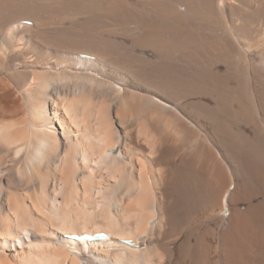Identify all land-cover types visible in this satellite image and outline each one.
<instances>
[{
    "label": "bare ground",
    "instance_id": "6f19581e",
    "mask_svg": "<svg viewBox=\"0 0 264 264\" xmlns=\"http://www.w3.org/2000/svg\"><path fill=\"white\" fill-rule=\"evenodd\" d=\"M256 179L264 0H0V264H229Z\"/></svg>",
    "mask_w": 264,
    "mask_h": 264
},
{
    "label": "rangeland",
    "instance_id": "374dc122",
    "mask_svg": "<svg viewBox=\"0 0 264 264\" xmlns=\"http://www.w3.org/2000/svg\"><path fill=\"white\" fill-rule=\"evenodd\" d=\"M255 171L256 172H254L252 174L254 177L257 178V176H258L256 174L257 169H255ZM256 180L257 181H255L256 182L255 187L253 189H252V187H250L248 190L250 193V195H249L250 201L248 202L249 203V205H248V207H249L248 213L249 214L243 222V224H245L244 225V233H243L244 236H242L243 242L241 243V247H242L243 251H242V254L240 256L232 258L231 261H229V264H257V263L258 264H264L263 263L264 262V212H263L264 211V192H261V189L259 190L258 179H256ZM217 189L218 188L215 189V192H218L219 189L218 190ZM231 189H233V186L231 187ZM69 190L71 191L72 189L70 188ZM60 196H61L60 193L55 195V197H58V199H60ZM198 205H199V206H197L198 210L196 211L197 213H195L193 215H195L199 219H197L196 217L194 218V216H193L192 221L194 222L197 219L196 222H200V223L195 224V222L194 223L192 222L193 224L191 223V225H189V228L190 229L196 228L197 229L196 231L198 232L197 235H200V234L203 235L205 230L207 229V227L205 226V224H206L205 218L206 217L204 216L205 214L203 211L204 210L203 204L199 202ZM243 208H245V207H243ZM200 210L203 211V214ZM198 212L199 213L201 212V214H199ZM202 218H203V220H202ZM42 220H43L42 218L38 219V221H42ZM201 222L205 223V224H201ZM202 226L204 227V229ZM170 241L172 242V240H170ZM6 242L10 243V240H6ZM206 244H207V242H206ZM16 245H18V244H16ZM19 248H21V246H19ZM14 250H16V248H14ZM221 257L219 256L218 259L216 258V260H215V256H213V258H214L213 262L215 261L213 264H215V263L226 264V262H224L222 255H221ZM191 259H192L191 254H189L187 257H185L183 259V263L184 264H188V263L192 264L191 261H193V259L192 260Z\"/></svg>",
    "mask_w": 264,
    "mask_h": 264
}]
</instances>
